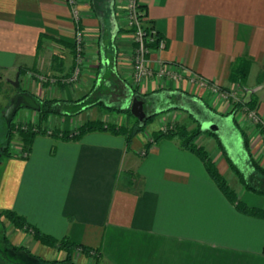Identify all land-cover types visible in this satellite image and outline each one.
I'll use <instances>...</instances> for the list:
<instances>
[{
  "label": "crops",
  "instance_id": "crops-1",
  "mask_svg": "<svg viewBox=\"0 0 264 264\" xmlns=\"http://www.w3.org/2000/svg\"><path fill=\"white\" fill-rule=\"evenodd\" d=\"M139 4L166 42L164 50L153 48L147 56L152 74L136 81L137 45L127 0L104 2L103 13L92 0H77L85 51L82 75L72 89L65 86L54 91L58 97L46 96L60 101L62 110L45 125L75 132L87 123L108 121L117 110L131 113L139 97L146 120L131 113L138 123L130 126L145 125L144 130L129 146L125 136L109 131L89 132L79 140L38 135L28 157L17 138L0 177V212L15 211L45 234L98 252V264H264L263 218L239 212L179 139H161L148 150L167 126L200 131L197 144L206 147L240 201L264 209V197L231 182L236 176L228 159L243 171L250 167L241 128L242 111L248 110L232 113L235 102L223 97L237 92L244 94V103L253 99L264 122V0ZM75 39L66 0H0V72L21 77L33 96L43 98L29 74L51 73L55 81L72 74ZM243 59L250 68L241 87L231 75ZM193 77L208 85L199 86ZM87 95L105 104L101 114L95 106L67 110L82 105ZM32 111L21 108L16 116L33 117ZM119 119L112 125L122 126ZM249 131L252 154L264 167L262 133L254 125ZM210 133L222 147L207 138ZM10 232L13 245L27 247L42 260L64 257L12 225ZM74 260L96 264L80 250ZM0 264L12 263L0 254Z\"/></svg>",
  "mask_w": 264,
  "mask_h": 264
},
{
  "label": "trees",
  "instance_id": "trees-1",
  "mask_svg": "<svg viewBox=\"0 0 264 264\" xmlns=\"http://www.w3.org/2000/svg\"><path fill=\"white\" fill-rule=\"evenodd\" d=\"M141 8L143 9V7ZM157 38L159 39L160 36L157 35ZM150 47L152 49L156 48L157 43L151 44ZM249 68H250L249 60L246 59L240 60V62L236 64V66L232 70V75H231L232 81L237 82L241 87H243L249 72ZM17 90L21 91L22 89L20 88ZM34 97L41 106V110L37 112V114L40 116V123H38L37 125H31L30 127L26 129H22L20 132L16 133L17 137H19L20 139L23 151L25 152H29L33 140L38 135L47 134L56 138L60 137L63 140H68V139L79 140L83 135L94 131H109L115 135H123L125 136L127 144L129 146L134 135H136L139 132H142L145 128V125L128 129L126 127H118L117 125H105L102 122H91L83 125L78 131L75 132L64 133L55 130L52 131L49 130L51 133H48L47 129H45V126L43 127V125L49 120V118L52 115L61 114L59 110V104H61V102L54 100H45L42 98H39L40 99L39 100L38 97L36 96ZM239 103L241 106L239 104L234 105V109L232 113L234 112L236 113L240 111L241 107L247 108L249 112L256 111L257 109V106L256 104H254L253 99H251L250 102L248 103H243V104H241V102ZM13 124H14V119L10 123L6 122V126H7V133H6L7 135H6V144H5L6 150L2 154L3 158L4 157L11 158L13 156V153L11 151L12 140L15 137ZM260 130L261 133H264L263 125L262 127H260ZM200 134H201L200 131H188L187 128L184 126H172L169 128L167 127L164 131L155 135L153 139L150 141V143H148V150L155 142L161 139H179L180 145L183 149L194 153L204 163L206 171L211 177V179L216 183L218 188L222 191V193L226 196V198L236 207V209L239 212L245 215L264 219V209L252 208L249 207L244 202L240 201L236 192L234 191V189H232L226 178L220 174L217 166L211 159L209 153L203 147L197 145L196 139ZM242 134L244 137L245 147L249 152V162H250L249 170L243 171L241 168L236 166L230 159H228L230 169L236 175L241 185L247 191L264 197V167L255 160L252 154L250 138L248 134L243 130H242ZM219 146L222 147L220 142H219ZM4 220L7 221V223H9L10 225H12L15 229L22 230L26 233L31 234L35 240L39 241L43 245L56 248L57 250L64 253V257L61 260L45 261L39 258L38 256L32 254L27 247L13 245L10 241V238H8L6 235L2 239V242L5 245H7V247L10 250H4L0 248V254L5 260L9 261L12 264H77L76 261L74 260V253L78 250H80L86 256L93 258L96 264H98L100 261V255L98 252L90 248L75 244L68 237L58 240L51 235L45 234L41 232L39 229L32 226L30 223H28V221L24 216L19 215L15 211L4 210L0 212V224H3ZM2 227L4 229V225H2ZM8 256L12 258H9ZM15 258L17 259L18 262L14 261Z\"/></svg>",
  "mask_w": 264,
  "mask_h": 264
},
{
  "label": "rangeland",
  "instance_id": "rangeland-1",
  "mask_svg": "<svg viewBox=\"0 0 264 264\" xmlns=\"http://www.w3.org/2000/svg\"><path fill=\"white\" fill-rule=\"evenodd\" d=\"M128 2L129 1L127 0V3ZM127 17H128V9H127ZM128 24H129V22H128ZM75 26H76V24H75ZM134 42H135V40H134ZM76 44H77V42H76V39H75V46H74V50H72V51L74 52L73 54L75 56V59L77 60L78 59V50H77V45ZM82 47H83V45H82ZM84 52L85 51H84V48H83V50L80 53V59L82 60V62H83V59H84L83 58L84 57ZM74 64H75L74 65V68L76 66H78L79 69H80V75H79V77H78V79L76 81V83H78L79 82V79H80V77L82 75L81 74L82 73L81 63L75 62ZM74 68H73V71H74ZM29 77L32 79L31 81H34L37 84V86L41 90L40 96H41V93H42V96H43L42 99H45V100H54L55 101L56 99H49L47 97H49V96H52L53 97L52 93L54 94V91L57 92L59 90V88H63L65 86L69 87V89H72V86L75 84V83L68 84V83H64V82L62 83V79L61 78H59L58 81H55L56 80L55 78H58V77H55L51 73H47V74L44 73V74H41L40 76H35V75L33 76V75H30L29 74ZM9 79L12 80V82L8 81ZM17 80H19V79L16 77L15 74L7 75L5 77L4 74L0 72V142H2L4 145L6 144V135H7L6 134L7 133V126H6V120L4 118V112H5L6 108L9 105V102H10L11 98L18 91L17 88L15 87V84H16V81ZM20 82H21L20 88L22 89V91H27V90H25L26 83L24 84V80L21 77H20ZM101 90L104 91V89H101ZM101 90L99 89L98 91H101ZM56 95L57 94H54V97H58ZM231 95L232 94L229 93V98L230 99L233 98V97H231ZM87 96H89V95H87ZM86 98L83 99L84 103L82 105H79L78 107H74V108H72V107L71 108H68L67 107L68 108L67 110L68 111H71V112H74L75 110L81 109L84 106H91V107H94L95 106L94 107L96 109L95 111L100 112V114H101L102 111H100L101 110L100 108H102V107L105 108L104 107L105 104L103 102H97L96 99H94V97H90L89 96V97H86ZM236 98L239 99V102H241V104L244 103V94H241V95L240 94H236ZM38 99H39V97H38ZM232 101H233V99H232ZM239 102L236 100V102L234 103V105H236V104H239L240 105ZM114 108L115 109H118L116 107H114ZM59 110L61 111L62 109L59 108ZM117 112H119V114H116L114 116L111 115V119L109 117V119H107L108 121L99 120L97 122H102L105 125H110V124L112 125L111 122H114L116 120V118L120 117L119 121H121L120 123L123 124V125L121 126L120 124L119 125L117 124L118 127H126L128 129L131 128L130 125H132V123L137 122V119H135L131 115V113H130L129 110H125V112L122 111V110H117ZM242 112H243V115H242L243 117L242 118L244 120V123L242 122L241 128H242L243 131H245L248 134V136L250 138L251 137V131H249L250 127L252 128L253 125H254L259 130H260V127L252 120V117L246 115L247 112H248L247 114H249V111L246 112L245 110H243ZM31 113L33 114V117H29V116L28 117H24L25 115H23V113L20 112L18 114V116H16V118L14 119V124H13L14 125V129L13 130H14V133H15V137L12 140L11 150L16 147V141L18 140L17 138H19V137H17V134H16L17 132H20L22 129H26V128L30 127L31 125H37L38 123H40V116L37 114V112H33L32 111ZM45 124L43 125V127L45 126V129H47V132H50L49 129H48L49 127H47V125H45ZM167 127L169 128V127H172V126H167ZM184 127H186V126H184ZM186 128L188 130V127H186ZM50 130L52 131V129H50ZM188 131H191V130H188ZM199 137H200V135L197 137L196 143H197ZM208 137L212 138V140L215 142V144L220 148L219 141H218V139L216 138V136L214 134H211L210 133V134L207 135V138ZM198 146H201V145H198ZM9 147H10V145H9ZM201 147H203L207 151V149H206L205 146H201ZM7 159H8V157H4V158L2 157V159L0 160V177H1L2 172L4 170L5 161ZM233 175H235V174L233 173ZM232 178H233V181H234V182L231 181L233 183V185L238 184V182H239L238 178L237 177H233V176H232ZM2 225H4V229H3ZM10 233H11L10 232V224L7 223V221L4 220L3 221V224H0V248L1 249L10 250L7 247V245H5L2 242V239L6 235H7L8 238H10V235H9ZM11 255H12V253H11ZM92 256H94V255H92ZM9 258H12V257H9ZM14 261H17V259L15 258Z\"/></svg>",
  "mask_w": 264,
  "mask_h": 264
},
{
  "label": "built area",
  "instance_id": "built-area-1",
  "mask_svg": "<svg viewBox=\"0 0 264 264\" xmlns=\"http://www.w3.org/2000/svg\"><path fill=\"white\" fill-rule=\"evenodd\" d=\"M68 6L70 7L72 16L74 18V22L76 24V42H77V50H78V59L76 60L77 63H82V60L80 59V53L83 50L82 44V31H81V17L80 13L77 7V0H66ZM127 3V9H128V22L129 26L132 28V32L134 34V40L137 45V50L135 53V59H134V68H135V77L137 81H141L142 79L146 78L147 76H150L152 72L148 68V60L147 56L151 52L152 48L150 47L151 44L157 43L156 49L158 50H164L166 47V42L161 37L157 38V32L154 30L146 20V13L141 8L139 4V0H128ZM148 29V31H147ZM80 75V69L78 66L74 68V71L72 74L68 77L62 80V83H68L73 84L76 83L78 77ZM193 82L197 83L199 86H207V82L200 78L193 77ZM214 91H217L215 89ZM237 92L232 93L231 97H233V101L236 102V100L239 102V99L236 98ZM225 98H229V95L225 96ZM250 117H252V120L259 126H264V122L258 117V115L255 113V111H250ZM51 133V132H48ZM262 142L264 144V133H262ZM24 157H28V152L24 153Z\"/></svg>",
  "mask_w": 264,
  "mask_h": 264
},
{
  "label": "water",
  "instance_id": "water-1",
  "mask_svg": "<svg viewBox=\"0 0 264 264\" xmlns=\"http://www.w3.org/2000/svg\"><path fill=\"white\" fill-rule=\"evenodd\" d=\"M109 2L112 5L114 4L115 0H92L93 6L95 10L99 13L102 12V4L104 2ZM15 87L17 89H20V81L17 80ZM248 103V102H245ZM21 108L31 109L36 112H39L41 110L40 104L37 102L36 98L27 91H18L10 100V103L8 107L6 108L4 112V118L7 123H10L18 111ZM131 113L133 116H135L140 122L145 123L146 120V113L144 111V101L140 99L139 97H136L133 100L132 106H131ZM212 128V127H210ZM0 157H2V152L0 151Z\"/></svg>",
  "mask_w": 264,
  "mask_h": 264
},
{
  "label": "flooded vegetation",
  "instance_id": "flooded-vegetation-1",
  "mask_svg": "<svg viewBox=\"0 0 264 264\" xmlns=\"http://www.w3.org/2000/svg\"><path fill=\"white\" fill-rule=\"evenodd\" d=\"M5 150H6L5 145L2 142H0V151L2 152V154L5 152ZM1 159H2V157H0V160Z\"/></svg>",
  "mask_w": 264,
  "mask_h": 264
}]
</instances>
